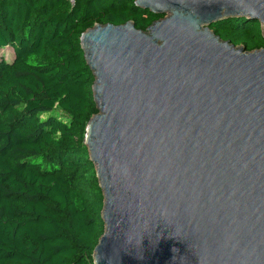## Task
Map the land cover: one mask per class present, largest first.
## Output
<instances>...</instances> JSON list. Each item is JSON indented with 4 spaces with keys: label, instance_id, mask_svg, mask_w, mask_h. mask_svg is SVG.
<instances>
[{
    "label": "water",
    "instance_id": "95a60500",
    "mask_svg": "<svg viewBox=\"0 0 264 264\" xmlns=\"http://www.w3.org/2000/svg\"><path fill=\"white\" fill-rule=\"evenodd\" d=\"M159 19L79 36L103 197L93 264H264V49L213 34L264 0H134Z\"/></svg>",
    "mask_w": 264,
    "mask_h": 264
},
{
    "label": "trees",
    "instance_id": "16d2710c",
    "mask_svg": "<svg viewBox=\"0 0 264 264\" xmlns=\"http://www.w3.org/2000/svg\"><path fill=\"white\" fill-rule=\"evenodd\" d=\"M134 0H0V264H93L103 197L84 145L97 113L79 36L155 16ZM221 40L264 49L258 22L212 24Z\"/></svg>",
    "mask_w": 264,
    "mask_h": 264
},
{
    "label": "rangeland",
    "instance_id": "374dc122",
    "mask_svg": "<svg viewBox=\"0 0 264 264\" xmlns=\"http://www.w3.org/2000/svg\"><path fill=\"white\" fill-rule=\"evenodd\" d=\"M9 53H10V50L9 49H4V50H2L0 52V54L5 55V57H7Z\"/></svg>",
    "mask_w": 264,
    "mask_h": 264
},
{
    "label": "built area",
    "instance_id": "2783aa9c",
    "mask_svg": "<svg viewBox=\"0 0 264 264\" xmlns=\"http://www.w3.org/2000/svg\"><path fill=\"white\" fill-rule=\"evenodd\" d=\"M69 4H73V0H67Z\"/></svg>",
    "mask_w": 264,
    "mask_h": 264
}]
</instances>
